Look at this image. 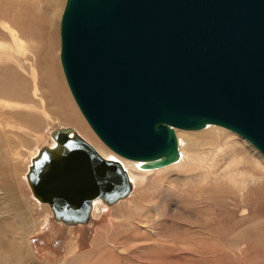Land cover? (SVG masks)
Instances as JSON below:
<instances>
[{
  "label": "water",
  "instance_id": "water-1",
  "mask_svg": "<svg viewBox=\"0 0 264 264\" xmlns=\"http://www.w3.org/2000/svg\"><path fill=\"white\" fill-rule=\"evenodd\" d=\"M60 62L85 120L142 168L178 156L175 128L229 129L264 156V0H65ZM71 128L52 133L27 172L55 220L88 221L131 182Z\"/></svg>",
  "mask_w": 264,
  "mask_h": 264
},
{
  "label": "rangeland",
  "instance_id": "rangeland-1",
  "mask_svg": "<svg viewBox=\"0 0 264 264\" xmlns=\"http://www.w3.org/2000/svg\"><path fill=\"white\" fill-rule=\"evenodd\" d=\"M21 1L0 0V89L24 83L30 97L0 96V264H264V156L218 125L184 130L199 136L201 145L189 143L177 164L150 174L135 165L139 181L129 195L112 204L95 200L87 222L55 220L27 179L40 150L56 147L54 130L72 127L70 135L117 155L85 120L66 82L60 62L65 0ZM28 13L55 23L56 30L23 36ZM52 61L62 87L50 80Z\"/></svg>",
  "mask_w": 264,
  "mask_h": 264
},
{
  "label": "bare ground",
  "instance_id": "bare-ground-1",
  "mask_svg": "<svg viewBox=\"0 0 264 264\" xmlns=\"http://www.w3.org/2000/svg\"><path fill=\"white\" fill-rule=\"evenodd\" d=\"M23 1V0H22ZM21 1V2H22ZM53 3L55 4V5H57V4H59L60 2H59V0H53ZM12 6V5H11ZM16 6H17V4H16ZM24 6V5H23ZM13 7H15V6H13ZM20 8H21V6H19ZM23 8V7H22ZM29 9V8H28ZM16 10V9H15ZM21 10V9H20ZM15 12V11H14ZM17 13H19V12H17ZM34 13V12H33ZM32 13V14H33ZM12 14V13H11ZM30 13H28L27 15H28V18H27V20H28V22L27 23H29L30 22V25H29V28L28 29H22V31H23V33H22V35L23 36H46L47 34H50V33H52V32H54L53 31V29H55L56 30V27H57V25H55V23H48V21L46 20V19H42L41 17L39 18L38 16L36 17V16H32V15H29ZM38 14V13H37ZM24 15V14H23ZM41 15V14H40ZM13 16H14V14H13ZM24 17H26V16H24ZM38 19H40L41 21H39ZM10 21H11V19H10ZM52 22V21H51ZM15 26H20V23L18 22V21H16L15 23ZM13 24V25H14ZM52 25H53V27H52ZM55 25V26H54ZM50 36V35H49ZM53 36H54V33H53ZM52 40V39H51ZM46 42H47V40H46ZM51 44V43H50ZM51 64H52V69H54V70H52V75H51V78H50V80L52 79V81H53V83L55 84V86H61L62 87V81H61V79H60V77H59V73H58V70H56V65H53V64H55L53 61L51 62ZM48 81H49V79H48ZM51 81V82H52ZM2 83H5V82H2ZM12 83V85H10V87L8 86L7 87V89L9 90H1L0 89V96H3V97H9V98H13V99H16V100H23V101H25V100H28L30 97H29V93L27 92V91H29L28 90V86H27V84H25L24 85V83H16V84H13V82H11ZM6 84V83H5ZM54 84H53V86H54ZM6 85H8V82H7V84ZM56 92H55V94H57L58 96H59V98H60V100L62 101V102H65V103H68V100H65L64 98H63V95H62V92H61V89L59 90V89H57L56 88V90H55ZM66 106H67V112L69 113V115H71V109H70V105L69 104H66ZM14 113H12L13 115H15V116H17V113L15 112V111H13ZM73 114H75V113H73ZM24 116V115H23ZM26 116V115H25ZM24 116V117H25ZM36 117H38V116H36ZM78 118L76 117V120H77ZM20 120H21V118H20ZM22 120H26V121H28L29 123H32V124H34L37 128H40L41 127V125L39 124L40 122L38 121V120H32L30 117H26V118H22ZM21 120V121H22ZM32 120V121H31ZM209 125H215V124H206L203 128H205V127H208ZM33 126V125H32ZM34 127V126H33ZM218 127H220L219 125H218ZM222 127V126H221ZM71 128V132H70V134L74 131V129L72 128V127H70ZM203 128H201V129H203ZM197 130H200V129H197ZM184 131V129H179V128H175V133H176V137H177V142H178V156H177V159L176 160H174L172 163H170V164H167V165H165V166H162V167H166V166H169V165H171V164H177L180 160H181V158H182V156L185 154V150L187 149V146H188V144L190 143V144H192L191 146L192 147H194V146H198V145H201V142H199V136H195V137H193V134L192 133H190V135L188 134V135H185L184 133H182ZM77 132V131H76ZM187 132V131H186ZM81 134V133H80ZM74 135V134H73ZM76 135H79V134H76ZM70 136H72V135H70ZM80 137H82L81 135H79ZM83 138V137H82ZM84 139V138H83ZM86 140V139H85ZM87 141V140H86ZM88 142V141H87ZM89 144H91V146H93L92 145V143H90V142H88ZM47 147V146H46ZM94 147V149L95 150H97V151H99L100 152V155L101 156H103V158H105V159H114V160H117V161H119L121 164H122V166H123V168L125 169V171H126V173H127V175H128V177H129V181L131 182V189H130V191H129V193L131 192V190H132V188H133V184H132V182H138L139 181V179H138V176L137 175H135L133 172H132V170H134V169H136V166L135 165H139V168L143 171V173L144 172H146V173H151L153 170H156V169H160V168H162V167H157V168H142L140 165H141V161H136V160H130V159H127V158H124V157H122V156H119V155H117V157H109L108 155V153L106 152V151H104V150H98L95 146H93ZM48 148V147H47ZM50 149V148H49ZM112 156H114V155H112ZM185 156V155H184ZM209 156V155H208ZM201 157V156H200ZM208 158V157H207ZM200 159V158H199ZM203 159V158H202ZM203 161V160H202ZM135 162V163H134ZM31 166V165H30ZM30 168V167H29ZM138 168V169H139ZM137 169V170H138ZM140 169H139V171H140ZM29 182V181H28ZM31 188V187H30ZM129 193L126 195V196H128L129 195ZM125 196V197H126ZM122 198H124V197H122ZM246 198H248V197H245V199ZM121 198H119L118 200H120ZM95 200H101V199H94L93 200V202L95 201ZM118 200H116V201H118ZM115 201V202H116ZM93 202H92V209L90 210V212H89V217H88V220L91 218V214H92V211H93ZM47 203V202H46ZM105 203V202H104ZM114 203V202H113ZM97 204V203H96ZM108 204V203H107ZM110 204H112V203H110ZM50 206V205H49ZM96 211L98 210V207H97V205H96ZM58 222H60V221H58ZM69 224H71V225H75V224H83V223H69Z\"/></svg>",
  "mask_w": 264,
  "mask_h": 264
}]
</instances>
